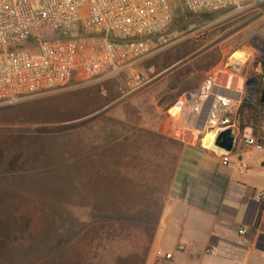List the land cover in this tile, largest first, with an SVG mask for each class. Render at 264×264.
Segmentation results:
<instances>
[{
    "label": "rangeland",
    "instance_id": "rangeland-1",
    "mask_svg": "<svg viewBox=\"0 0 264 264\" xmlns=\"http://www.w3.org/2000/svg\"><path fill=\"white\" fill-rule=\"evenodd\" d=\"M181 7L140 64L148 81L135 98L101 111L110 98L95 83L0 102V264H142L173 156L184 143L110 140L149 139L145 129L163 125L173 103L158 106V92L177 79L179 93L199 74L201 82L213 58L242 59L257 90L239 117L243 126L263 125L257 101L264 85V0L188 14ZM118 81L124 95L132 92L127 78ZM35 98L49 99L39 109L13 111ZM116 105L121 109H110Z\"/></svg>",
    "mask_w": 264,
    "mask_h": 264
},
{
    "label": "built area",
    "instance_id": "built-area-1",
    "mask_svg": "<svg viewBox=\"0 0 264 264\" xmlns=\"http://www.w3.org/2000/svg\"><path fill=\"white\" fill-rule=\"evenodd\" d=\"M250 1L0 0V102L12 104L109 78L125 77L131 91L138 89L148 81L139 66L153 53L155 38L170 25L179 3L194 13L241 9ZM253 80L241 62L220 60L197 87L181 92L166 109V133L202 145L227 165L244 147L261 148V139L246 133L239 117L257 90ZM228 127L235 133L231 151L214 143ZM207 134H212L213 147L203 142ZM237 161L243 171L242 159ZM255 197L264 201V190Z\"/></svg>",
    "mask_w": 264,
    "mask_h": 264
},
{
    "label": "crops",
    "instance_id": "crops-1",
    "mask_svg": "<svg viewBox=\"0 0 264 264\" xmlns=\"http://www.w3.org/2000/svg\"><path fill=\"white\" fill-rule=\"evenodd\" d=\"M98 83L101 96L110 98L101 111L133 95L134 90L121 95L117 78ZM48 99L35 98L21 107L15 106L13 111L39 109ZM117 105L110 109H121ZM247 127L263 146L244 147L228 165L202 145L179 146L142 264H264V201L255 197L258 190H264V123L258 128ZM145 130L149 139L118 135L110 141L180 142L166 133L165 122L151 123ZM238 158L245 165L243 171L238 167ZM161 161L164 162L163 157ZM166 252L172 256L165 257Z\"/></svg>",
    "mask_w": 264,
    "mask_h": 264
},
{
    "label": "trees",
    "instance_id": "trees-1",
    "mask_svg": "<svg viewBox=\"0 0 264 264\" xmlns=\"http://www.w3.org/2000/svg\"><path fill=\"white\" fill-rule=\"evenodd\" d=\"M180 6H182L181 7V9L183 8V9H185L184 7H183V5H182V3H179V7ZM186 10V9H185ZM187 12V10L185 11V13ZM186 14H188V13H186ZM219 62V56L218 57H215V58H213L211 61H208L207 62V64H206V67H208V69L210 68V67H212L213 65H215L216 63H218ZM200 79H201V75L199 74L196 78H194V79H192V80H189V81H185V83H184V88H186V89H184V90H187V89H192V88H195V87H197L198 85H199V81H200ZM182 81V80H181ZM180 82V79H177V81H175L174 83H171L170 84V82H169V85L166 87V88H162L159 92H158V94H157V104H158V106H160V107H164V106H166V105H168V104H170V103H172V102H174L176 99H177V96L178 95H180V93L181 92H183V91H181L180 93L179 92H177V91H174V90H176V88H177V84ZM146 84V83H145ZM120 86V85H119ZM143 86V85H142ZM120 88H121V95H123L124 94V91H123V87H121L120 86ZM160 88V87H159ZM179 93V94H178ZM258 104H260L261 106H264V102H262L260 99H258ZM244 105L245 104H243V106H242V108L240 109V112L242 111V109H243V107H244ZM247 126H251V125H247ZM251 127H253V126H251ZM181 142V141H180Z\"/></svg>",
    "mask_w": 264,
    "mask_h": 264
},
{
    "label": "water",
    "instance_id": "water-1",
    "mask_svg": "<svg viewBox=\"0 0 264 264\" xmlns=\"http://www.w3.org/2000/svg\"><path fill=\"white\" fill-rule=\"evenodd\" d=\"M260 100L264 102V85L260 96ZM234 142H235V133L233 132L232 127H228L219 131L214 141L215 145L227 151H231L233 149Z\"/></svg>",
    "mask_w": 264,
    "mask_h": 264
},
{
    "label": "bare ground",
    "instance_id": "bare-ground-1",
    "mask_svg": "<svg viewBox=\"0 0 264 264\" xmlns=\"http://www.w3.org/2000/svg\"><path fill=\"white\" fill-rule=\"evenodd\" d=\"M243 56H245V54H242ZM241 58H237V57H233V61H235L236 63H240L241 62ZM204 144L207 145L208 147H213L212 144V134H207L204 138Z\"/></svg>",
    "mask_w": 264,
    "mask_h": 264
}]
</instances>
